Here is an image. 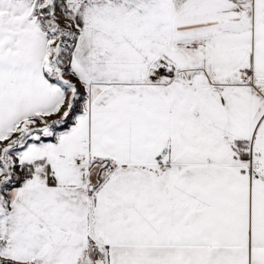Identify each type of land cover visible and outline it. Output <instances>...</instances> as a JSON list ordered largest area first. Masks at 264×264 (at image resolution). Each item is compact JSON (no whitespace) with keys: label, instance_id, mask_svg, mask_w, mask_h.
<instances>
[{"label":"snow or ice","instance_id":"snow-or-ice-1","mask_svg":"<svg viewBox=\"0 0 264 264\" xmlns=\"http://www.w3.org/2000/svg\"><path fill=\"white\" fill-rule=\"evenodd\" d=\"M0 264H264V0H0Z\"/></svg>","mask_w":264,"mask_h":264}]
</instances>
